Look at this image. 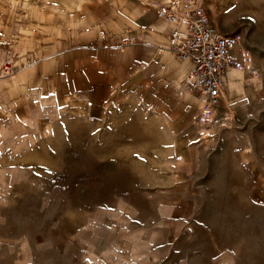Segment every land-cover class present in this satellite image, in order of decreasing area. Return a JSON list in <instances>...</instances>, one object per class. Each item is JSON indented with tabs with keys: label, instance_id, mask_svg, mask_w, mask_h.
Returning <instances> with one entry per match:
<instances>
[{
	"label": "rangeland",
	"instance_id": "rangeland-1",
	"mask_svg": "<svg viewBox=\"0 0 264 264\" xmlns=\"http://www.w3.org/2000/svg\"><path fill=\"white\" fill-rule=\"evenodd\" d=\"M205 6L258 88L202 114L147 94L119 46L64 70L76 92L45 98L29 135L0 118V264H264V0Z\"/></svg>",
	"mask_w": 264,
	"mask_h": 264
},
{
	"label": "crops",
	"instance_id": "crops-1",
	"mask_svg": "<svg viewBox=\"0 0 264 264\" xmlns=\"http://www.w3.org/2000/svg\"><path fill=\"white\" fill-rule=\"evenodd\" d=\"M21 2L19 14L14 0H0V53H13L16 65L11 76L0 78V118L23 124L24 134H30L29 122L45 119V98L76 92L63 81L64 70H91L90 58L99 57L98 66L116 46L122 52L119 56L138 69L146 93L173 99L179 107L198 99L186 89L190 62L178 59L168 47L172 24L156 16V7L164 0L70 1L67 5L53 1L51 8L47 1ZM246 54L249 64L226 73L222 98L228 93L229 102L245 97L247 81L258 88L248 50Z\"/></svg>",
	"mask_w": 264,
	"mask_h": 264
},
{
	"label": "built area",
	"instance_id": "built-area-1",
	"mask_svg": "<svg viewBox=\"0 0 264 264\" xmlns=\"http://www.w3.org/2000/svg\"><path fill=\"white\" fill-rule=\"evenodd\" d=\"M206 0H165L155 10L157 18L172 24L167 33L169 49L181 60L190 62L186 84L202 105L201 113L216 107L222 98L226 73L232 67H242L245 54L238 47V35L216 29L205 6ZM238 47L240 58L229 51ZM14 58L7 55L0 65V77L15 71Z\"/></svg>",
	"mask_w": 264,
	"mask_h": 264
},
{
	"label": "bare ground",
	"instance_id": "bare-ground-1",
	"mask_svg": "<svg viewBox=\"0 0 264 264\" xmlns=\"http://www.w3.org/2000/svg\"><path fill=\"white\" fill-rule=\"evenodd\" d=\"M243 51H244V54H245V63H247V64H249V62H250V58L247 56V54H246V50L243 48ZM237 69H240V68H237ZM201 103V102H200ZM201 105V104H200ZM201 108H202V106H201Z\"/></svg>",
	"mask_w": 264,
	"mask_h": 264
}]
</instances>
